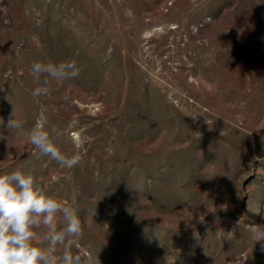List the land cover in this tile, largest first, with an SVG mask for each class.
Returning a JSON list of instances; mask_svg holds the SVG:
<instances>
[{
    "label": "rangeland",
    "instance_id": "obj_1",
    "mask_svg": "<svg viewBox=\"0 0 264 264\" xmlns=\"http://www.w3.org/2000/svg\"><path fill=\"white\" fill-rule=\"evenodd\" d=\"M69 60L79 77L34 97L32 64ZM41 115L78 165L26 140ZM17 169L76 209L79 264H264V0H0V173Z\"/></svg>",
    "mask_w": 264,
    "mask_h": 264
},
{
    "label": "clouds",
    "instance_id": "obj_2",
    "mask_svg": "<svg viewBox=\"0 0 264 264\" xmlns=\"http://www.w3.org/2000/svg\"><path fill=\"white\" fill-rule=\"evenodd\" d=\"M30 71L37 82L44 77L45 86L32 91V95L38 97L50 91L47 87L49 78L57 83L76 79L81 69L75 61L69 60L34 62ZM7 127L11 131L22 128V122L15 118V109ZM223 134L222 131L221 136ZM60 135L62 133L57 129L47 127L46 118L41 115L25 133V138L42 155L55 159L62 167L73 168L81 157L79 152L71 155L60 152L56 145ZM73 142L82 146V141L75 137ZM249 231L256 243L264 242V225H250ZM81 233L76 209L48 194L36 183L31 172L17 169L0 173V264H79L80 258L72 255L71 245ZM41 237L47 247L41 245ZM60 247L63 252L57 256Z\"/></svg>",
    "mask_w": 264,
    "mask_h": 264
}]
</instances>
